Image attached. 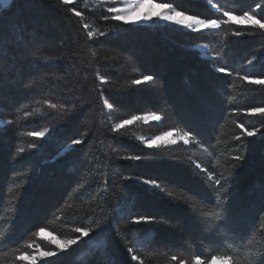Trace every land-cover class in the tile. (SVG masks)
Wrapping results in <instances>:
<instances>
[{
	"label": "trees",
	"instance_id": "trees-1",
	"mask_svg": "<svg viewBox=\"0 0 264 264\" xmlns=\"http://www.w3.org/2000/svg\"><path fill=\"white\" fill-rule=\"evenodd\" d=\"M173 2L201 18L219 15L207 0ZM213 2L236 15L249 10L260 18L264 12V0ZM72 7L86 20L75 17ZM3 15L20 27L23 39L13 36L0 61V115L14 121L0 127V264H31L19 257L54 250L41 233L63 240L77 235L75 227L94 231L40 264H138L131 261L129 247L143 264H179L172 255L187 264H194L196 255L205 264L213 255L264 264V117L245 111L264 106V86L240 78H264V34L236 24L199 33L123 24L104 20L110 13L80 0L70 5L15 0ZM84 22L109 35L89 40ZM235 31L256 34L237 37ZM205 43L207 50L199 48ZM216 53L221 59L213 61ZM218 66L233 75L216 72ZM143 75L154 80L133 84ZM152 113L161 121L114 130L124 119ZM241 123L260 131L236 140ZM45 128L52 139L27 135ZM166 132H188L189 143L145 145L144 140ZM73 138L84 142L71 145ZM33 143L37 149L30 148ZM137 154L141 161L126 159ZM236 155L245 159L236 161ZM205 168L221 178L223 187L217 190ZM125 176L157 178L164 191ZM225 196L231 219L217 229L214 221ZM140 214L165 222L130 223ZM105 224L111 225L110 233L98 237L97 225Z\"/></svg>",
	"mask_w": 264,
	"mask_h": 264
},
{
	"label": "snow or ice",
	"instance_id": "snow-or-ice-1",
	"mask_svg": "<svg viewBox=\"0 0 264 264\" xmlns=\"http://www.w3.org/2000/svg\"><path fill=\"white\" fill-rule=\"evenodd\" d=\"M77 0H60V3L63 5H70L76 3ZM102 3L108 4L109 2L115 3L116 0H101ZM15 3V0H0V61H3L5 59L6 53H5V47L11 40V38L14 36L16 40L20 41L23 39L21 29L16 24L9 23L4 18V12L5 10L9 9L11 5ZM207 3L215 9L216 13L219 15L216 18H201L200 15L195 14H188L185 10L178 9L174 6L173 0H167V2L157 3L156 0H134V3L131 6L128 7H118V6H111L106 7L104 11L106 13L112 14L111 16L105 15L103 17L104 20H113V21H119L123 24H140L141 22H150L153 21V19H157L163 22H166L170 25L178 26L182 29L189 30L191 32L199 33V32H205V31H215L220 30L223 26L229 25V24H236L240 26H245L248 29H256L259 30L258 34H264V12L259 13L260 18H257V14H254L253 11L249 10H243L240 15H236L231 11L225 10L219 3H214L213 0H207ZM34 6H36L34 4ZM256 9H261L262 5L260 3H257L255 5ZM93 11V10H89ZM71 13L80 19V21H85L86 17L83 11L77 10L76 7L71 8ZM81 28L86 31L87 37L89 40H92L93 38L98 37H105L108 36L109 33H106L104 31H93L90 29V25L86 22L81 23ZM256 33H251L248 31H235L233 33L234 36L242 37L245 35H252ZM200 47H203L205 50L208 49V44H202L199 45ZM264 51V50H262ZM211 59L213 61H218L221 59V55L219 53L212 54ZM249 64H252V61H248ZM215 71L218 73H223L228 77H231L233 75V72L225 66H218L215 67ZM264 75V74H262ZM243 81H245L248 84L251 85H259L264 86V78H258L250 75H243L240 77ZM101 82H107L104 76L99 77ZM154 80L153 75H143L141 79H136L133 81V84L140 85L143 83L152 82ZM105 105L108 109H112L113 105L108 102V100L104 101ZM52 108H55V104L50 105ZM247 115L255 116L259 114L261 117H264V106H250L245 109ZM32 114L30 112H25L24 116L28 117ZM162 117L160 115H157L155 113H152L151 115H133L131 119H124L120 123L115 124L114 130L119 131L123 129L126 125H132L137 121H155L159 122L161 121ZM14 123L12 120L5 119L2 115H0V127H6L7 125H10ZM240 129H242L241 136L235 137L236 140H240L244 134H246L248 137L256 135L257 132L260 131L259 128H254L253 130H248L244 127V124L241 123L238 125ZM59 129H53V132H57ZM27 135L29 137L34 138H44L46 135H48L49 139L53 138L52 133H49V130L45 128L43 131H28ZM190 135V133L185 132L183 134L182 140L184 144H188L189 141L187 137ZM172 136L171 132H166L163 134V136H157L155 139L151 141H144V143L148 147H152L153 145H156V147H160L161 144L158 143H166L168 145L175 144V140H166L165 137ZM261 138L264 139V133L261 134ZM84 141L83 139H71V145H79L82 144ZM37 144L33 143L30 145L31 149H37ZM19 153L24 154L25 149L23 147L18 149ZM73 149L69 147V153H71ZM67 155V154H66ZM126 159L136 162L141 161L143 159L142 155H132L129 157H126ZM236 161H243L245 159L244 155H236L233 157ZM197 168H199V165H197ZM203 171L207 174V178L214 181V184L217 186V190L220 187H223L221 178H217L212 174V172H209L207 168L203 169ZM124 180H134L137 183H142L143 185L150 186L153 190H159L160 192H163L164 189L162 188L161 184L158 182L157 178H149V179H143L139 176H125L123 177ZM226 183H231V180H228L225 178ZM107 183V181H105ZM167 196L171 198V193H167ZM225 200V204L220 208V212L218 216L216 217L214 223L216 224L217 229L219 228H225L231 219L230 216V209L227 204L228 197H223ZM165 218L164 217H158L155 215H149V214H140L137 216H134L131 218L130 223L134 225H142V224H148V223H164ZM110 224L105 225H97V236H104L106 233H110ZM40 232L43 231L41 228L39 230ZM74 233L77 235L65 238L62 242H58L56 239H52L49 243L53 246L54 250L51 251H45V252H34L31 255L22 254L19 259L21 261L29 260L31 261V264H36V262L40 259H43L44 257H54L57 256L59 252L67 251L69 248H71L74 245H77L81 240H83L86 237H89L91 233H93V229L90 227H75L73 229ZM135 232L141 233L142 229H134ZM37 235H39V232H37ZM146 238V237H145ZM105 252L108 251V249L104 250ZM128 253L131 254L130 259L131 261H138V264H143V260L140 259L139 256L132 254L133 248L129 247L127 249ZM102 254V253H101ZM95 255V254H94ZM227 260L231 262V264H238L237 260L232 255H213L210 257V260ZM171 260L173 262H176L179 260V264H187V261L183 259H179L178 256L172 255ZM194 264H205V261L201 259V255H196L194 257Z\"/></svg>",
	"mask_w": 264,
	"mask_h": 264
},
{
	"label": "rangeland",
	"instance_id": "rangeland-1",
	"mask_svg": "<svg viewBox=\"0 0 264 264\" xmlns=\"http://www.w3.org/2000/svg\"><path fill=\"white\" fill-rule=\"evenodd\" d=\"M80 1L84 2L86 6H89V7L93 8V9H105L106 7H111V6L128 7V6H131V5L134 3V0H116L115 3H111V2H109L108 4H104V3H102L101 0H80ZM110 15H112V14H110ZM118 22H119V21H118ZM130 25H137V26L169 25V26H174V27L180 28V27H178V26L167 24L166 22H163V21L157 20V19H155V18L153 19V21H150V22H147V23H145V22H141L140 24H130ZM181 29H182V28H181ZM185 30H186V29H185ZM199 48L204 49L203 47H199ZM146 115H151V114H146ZM141 121H143V120H141ZM143 122L147 123V122H155V121H151V120H149V121H143ZM171 133H172V136L165 137V141H166V140H175L176 143H178V142H183V140H182V138H181V137H183V134L176 133V132H171ZM160 136H163V134L160 135ZM153 139H155V138H153ZM153 139H151V140H153ZM187 139H188V137H187ZM151 140H150V141H151ZM144 141H145V140H144ZM158 143H160L161 145H168V144H166V143H161V142H159V141H158ZM176 143H175V144H176ZM145 145H146V144H145ZM172 145H173V144H172ZM146 146H147V145H146ZM153 146H156V145H153ZM41 235H42V237H43L44 239L49 240V241H51L52 239H56L58 242H62V241H63V240H60V239H58V238H55L51 233H49V232H47V231L41 233ZM36 252H37V251H36ZM39 252H43V251H40V250H39ZM59 253H61V252H59ZM59 253H58V254H59ZM49 258H51V257H44L43 259L38 260V261L36 262V264H40L41 261H45V260H47V259H49ZM26 261H28V262L31 263V261H29V260H26ZM209 264H231V262H229V261H227V260H220V259H217V260H212Z\"/></svg>",
	"mask_w": 264,
	"mask_h": 264
}]
</instances>
